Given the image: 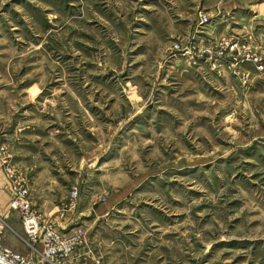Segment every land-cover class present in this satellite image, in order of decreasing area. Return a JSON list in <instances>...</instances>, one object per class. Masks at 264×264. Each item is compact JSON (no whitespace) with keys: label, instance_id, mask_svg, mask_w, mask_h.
I'll use <instances>...</instances> for the list:
<instances>
[{"label":"rangeland","instance_id":"obj_1","mask_svg":"<svg viewBox=\"0 0 264 264\" xmlns=\"http://www.w3.org/2000/svg\"><path fill=\"white\" fill-rule=\"evenodd\" d=\"M0 168L82 263L264 264V0H0Z\"/></svg>","mask_w":264,"mask_h":264},{"label":"built area","instance_id":"obj_2","mask_svg":"<svg viewBox=\"0 0 264 264\" xmlns=\"http://www.w3.org/2000/svg\"><path fill=\"white\" fill-rule=\"evenodd\" d=\"M198 15L200 21L207 20L206 15ZM7 175L12 192L9 208L19 212L24 233L20 238L32 255H23L3 244L2 234L6 226L0 221V264H39L37 256H40L44 264H63L85 244L84 230L79 227L60 230L54 222L42 217L33 207L24 178H19L10 171ZM77 197V190H73L69 210L74 207Z\"/></svg>","mask_w":264,"mask_h":264},{"label":"crops","instance_id":"obj_3","mask_svg":"<svg viewBox=\"0 0 264 264\" xmlns=\"http://www.w3.org/2000/svg\"><path fill=\"white\" fill-rule=\"evenodd\" d=\"M30 193L32 205L42 217L54 222L62 231L73 228L71 225L75 221V216L70 210L61 209L56 199L51 196L47 197L38 189L31 188ZM11 197L10 182L3 169L0 168V221H3L6 226L2 234V242L18 253L32 255L28 246L20 238L24 236V233L19 212L9 208ZM83 250V246L78 248L63 264H85L80 259ZM36 259L39 264H44L40 256H37Z\"/></svg>","mask_w":264,"mask_h":264}]
</instances>
